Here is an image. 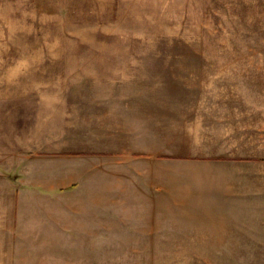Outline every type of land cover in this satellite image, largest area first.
<instances>
[{"label":"rangeland","instance_id":"obj_1","mask_svg":"<svg viewBox=\"0 0 264 264\" xmlns=\"http://www.w3.org/2000/svg\"><path fill=\"white\" fill-rule=\"evenodd\" d=\"M220 94L264 111V0H0L4 207L20 161L86 139L96 103L157 99L166 132L180 101ZM254 228L264 236V217ZM98 253V264H264V246Z\"/></svg>","mask_w":264,"mask_h":264},{"label":"crops","instance_id":"obj_2","mask_svg":"<svg viewBox=\"0 0 264 264\" xmlns=\"http://www.w3.org/2000/svg\"><path fill=\"white\" fill-rule=\"evenodd\" d=\"M125 100L91 107L75 147L20 161L5 207L0 191V264H98L100 247L264 246L254 228L264 217V120L254 113L264 111L194 97L164 132L160 101Z\"/></svg>","mask_w":264,"mask_h":264}]
</instances>
